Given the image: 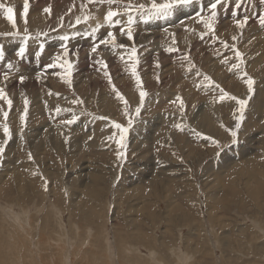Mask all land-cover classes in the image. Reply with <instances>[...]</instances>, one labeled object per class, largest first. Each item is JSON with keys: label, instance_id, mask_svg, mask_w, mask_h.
Listing matches in <instances>:
<instances>
[{"label": "rangeland", "instance_id": "obj_1", "mask_svg": "<svg viewBox=\"0 0 264 264\" xmlns=\"http://www.w3.org/2000/svg\"><path fill=\"white\" fill-rule=\"evenodd\" d=\"M215 2L148 19L152 0H28L25 23L24 0H0V264H264V0ZM221 89L250 97L239 129Z\"/></svg>", "mask_w": 264, "mask_h": 264}, {"label": "snow or ice", "instance_id": "obj_2", "mask_svg": "<svg viewBox=\"0 0 264 264\" xmlns=\"http://www.w3.org/2000/svg\"><path fill=\"white\" fill-rule=\"evenodd\" d=\"M109 3H113L114 0H108ZM192 3V0H165V2L163 3H157L156 0H152V3H151V10L149 11L148 13V16L147 18L148 19H151V18H159V17H167L168 15H170L172 13V11L177 7V6H181V5H188ZM222 3V0H216L215 3H213L211 5V8L213 10H215L217 8V5L218 4H221ZM4 5H0V8H3ZM145 6L144 5H140L139 8H144ZM237 7H239V5H237ZM28 9H29V4H28V0H24V6H23V16L25 18V23L27 22V15H28ZM46 12H50L51 9H45ZM120 15L119 12L117 11H108L107 12V15H106V20L111 24L113 23V18ZM5 16H6V19L12 24V27L13 28H16L17 25H16V19H15V13H14V9L11 8V7H7L5 8ZM215 18V11L212 12V19ZM85 20L89 19V17L85 16L84 17ZM80 22V18L78 17L77 18V23ZM129 25H131L133 23V20H132V17L129 16ZM202 22L206 25V27L210 30V31H214V28H213V24L211 22V20H202ZM247 21L244 20V21H237V24L239 27L243 28L244 27V24H246ZM261 24H264V17L261 18ZM98 29H94L93 31H97ZM127 37L129 40H132L133 39V33H132V29L131 27H129L127 29ZM10 35V33H9ZM108 37L109 39L107 40H102L101 43H110L112 44L113 46H116L117 45V42H116V36L113 34V33H108ZM63 39H68L67 36L63 37ZM233 39H235V37H233ZM227 46V45H225ZM119 47H124L123 44H120ZM41 50H42V46H41ZM93 52L96 51V48L94 47L92 49ZM168 51H176L175 48H169ZM24 53H25V48H21L18 55L23 57L24 56ZM67 52L64 53L65 56H67ZM236 56L237 58H240V64H234L232 67L233 68H239L241 66V64H243V59H242V56L243 54L240 53L238 50L236 52ZM4 59V51H3V48L0 47V60H3ZM57 59L59 60L60 57H57ZM121 59H123V57H121ZM129 59L133 61V64H132V67H131V71H132V74L133 76H135L136 78V82H137V85L142 87V81L140 79V76L139 74L137 73L136 71V66L138 65L139 63V60L137 58V50L136 48H132L131 50V53L129 55ZM99 63H101L105 68H107V65L104 63L103 60L99 61ZM12 65L9 64V67H11ZM65 67L64 64H50L48 67L50 68H55V67ZM71 68H72V64L71 63H68L67 66H66V71L68 73V77L71 76ZM105 75H108V73L106 72ZM245 76H247V73L244 74ZM5 78L7 79V74H5ZM21 79V82L23 81V77L20 78ZM158 79V77H157ZM205 80H207L209 83H214L210 77L208 76H205ZM109 81L111 82V77L109 76ZM68 83L70 84L71 83V80L68 79ZM245 83L247 84L248 86V91L251 92L252 91V88H253V84H254V81L252 80L251 77H248L245 81ZM217 87H219V85H217ZM113 90L116 92V95L117 97L124 101L125 103V111H127V107H128V102L127 100L125 99V97L119 92L118 89L115 88V86L113 85ZM221 91V95L219 97V99L221 101L225 100V99H228V100H236L238 105H239V108H238V112H239V115L237 116V123L235 124V128L236 129H239L240 128V122L243 121L244 119V111H245V108H246V105L248 103V99H250V97L248 99H238L237 97L235 96H232L230 95L229 93L225 92L223 89L220 90ZM147 95V92L141 90L140 91V106L143 105V101H144V98L145 96ZM0 100H7V104H8V107L9 109L11 108L12 106V101L11 99L8 98L7 96V93L4 91L3 88H0ZM28 103L29 101L27 99H25L24 101V113L23 115L21 116V121L22 122H25L26 121V118H27V112H28ZM73 103H83V101H73ZM180 105L181 107H183V100L180 99ZM57 113H59L61 111L60 108H57L56 109ZM140 114V107H137L136 108V115L138 116ZM4 115V119L7 120L8 118V112L5 111L3 113ZM75 122V118L73 120H69V121H65V123H74ZM131 124H132V121L129 120L128 122V127H123L122 125L116 123L114 124V127L117 128V129H121V131L123 132V135H121L119 141H117V143L120 144V147L121 149H124L126 147L125 143H124V140L126 138V135L128 133V130H129V127H131ZM177 127H179V125H177ZM3 129H4V134L5 136L11 138V131H10V128L7 124H4L3 126ZM231 131V135L232 137H236L237 136V132L234 131V130H229ZM109 140L113 139V137H109L108 138ZM218 144V142H217ZM4 153V147L3 145H0V156H2ZM118 155L121 157V158H124V153L123 152H120L118 153ZM31 154H29V159H31ZM46 187V185H45Z\"/></svg>", "mask_w": 264, "mask_h": 264}, {"label": "bare ground", "instance_id": "obj_3", "mask_svg": "<svg viewBox=\"0 0 264 264\" xmlns=\"http://www.w3.org/2000/svg\"><path fill=\"white\" fill-rule=\"evenodd\" d=\"M19 9V8H18ZM30 9V8H29ZM16 10V9H15ZM101 14H102V12H101ZM19 15V14H18ZM103 15V14H102ZM196 17V16H195ZM3 18V17H2ZM104 18V17H103ZM102 18V19H103ZM29 21V20H28ZM99 21V20H98ZM9 22V21H8ZM7 22V23H8ZM35 22V21H34ZM123 22V21H122ZM184 23V22H183ZM173 26V25H172ZM8 27V26H7ZM112 27V26H111ZM5 28V27H4ZM20 28V27H19ZM32 29V28H31ZM175 29V28H174ZM33 30V29H32ZM117 31H119V29L117 30ZM170 31V30H169ZM176 31V30H175ZM159 34V33H158ZM119 35V34H118ZM123 37V36H122ZM121 37V38H122ZM98 40V39H97ZM119 40H121V39H119ZM7 41V40H6ZM124 41V40H123ZM126 42V41H125ZM12 45V44H11ZM59 45V44H58ZM90 45V44H89ZM46 47V46H45ZM73 47V46H72ZM107 47V46H106ZM4 48V47H3ZM140 48V47H139ZM8 49V48H7ZM7 49H6V51H7ZM72 49V48H71ZM158 49V48H157ZM14 50H16V48L14 49ZM99 50V49H98ZM13 51V50H12ZM154 51V50H153ZM82 52V51H81ZM99 53V52H98ZM11 55H15V53H10ZM47 54V53H46ZM53 54V53H52ZM253 54V53H252ZM48 55V54H47ZM51 55V54H50ZM106 55V54H105ZM109 55V54H108ZM65 57V56H64ZM76 57V56H75ZM79 58V57H78ZM81 59V58H80ZM13 60V59H12ZM8 61V60H7ZM61 61V60H60ZM51 62V61H50ZM74 63V62H73ZM30 65V64H29ZM81 66V65H80ZM256 66V65H255ZM34 68V67H33ZM32 68V69H33ZM252 68V67H251ZM169 72V71H168ZM21 74V73H20ZM23 75V74H22ZM27 75V74H26ZM57 76H59V75H57ZM63 76V75H62ZM27 78V77H26ZM84 78V77H83ZM58 79V78H57ZM50 81H51V79H49ZM16 81V80H15ZM33 81V80H32ZM89 81V80H88ZM20 82V81H19ZM18 82V83H19ZM27 81H25V83H26ZM55 82V81H54ZM10 83V82H9ZM32 83V82H31ZM52 84V83H51ZM16 85V84H15ZM19 85V84H18ZM17 85V86H18ZM54 85V84H53ZM188 86V85H187ZM14 87V86H13ZM16 87V86H15ZM52 87V86H51ZM19 88V87H18ZM28 91V90H27ZM260 96V95H259ZM262 96V95H261ZM256 97H258V96H256ZM263 97V96H262ZM262 97H260V98H262ZM169 98V97H168ZM258 99V98H257ZM263 99V98H262ZM259 102V101H258ZM43 111V110H42ZM201 111V110H200ZM202 112V111H201ZM71 124V123H70ZM78 141V140H77ZM77 144V143H76ZM17 145V144H16ZM78 148V147H77ZM57 218V217H56ZM55 217H54V219H56ZM53 219V218H52ZM82 245V244H81ZM124 246V245H123ZM128 249V248H127Z\"/></svg>", "mask_w": 264, "mask_h": 264}]
</instances>
